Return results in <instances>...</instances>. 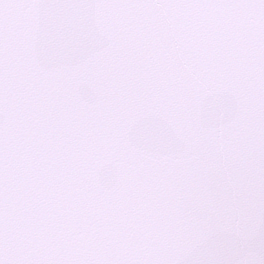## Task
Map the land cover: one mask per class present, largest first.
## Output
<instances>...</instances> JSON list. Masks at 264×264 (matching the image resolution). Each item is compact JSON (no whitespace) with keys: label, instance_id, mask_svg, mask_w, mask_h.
I'll use <instances>...</instances> for the list:
<instances>
[{"label":"snow or ice","instance_id":"1","mask_svg":"<svg viewBox=\"0 0 264 264\" xmlns=\"http://www.w3.org/2000/svg\"><path fill=\"white\" fill-rule=\"evenodd\" d=\"M0 264H264V0H0Z\"/></svg>","mask_w":264,"mask_h":264}]
</instances>
